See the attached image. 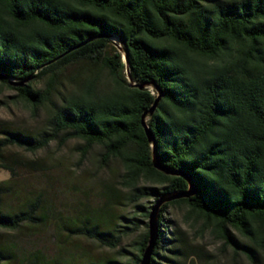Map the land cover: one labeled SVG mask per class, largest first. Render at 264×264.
Wrapping results in <instances>:
<instances>
[{
    "label": "trees",
    "instance_id": "1",
    "mask_svg": "<svg viewBox=\"0 0 264 264\" xmlns=\"http://www.w3.org/2000/svg\"><path fill=\"white\" fill-rule=\"evenodd\" d=\"M73 66L84 69H71L79 74L62 91L59 80ZM0 84L33 108L52 106L48 128L36 135L0 124V168L9 172L0 180V229L44 217L19 179L20 169L43 165L11 147L35 153L51 140L77 138L83 155L98 145L104 162L121 161L136 202L189 188L182 175L154 167V149L165 167L191 177L193 194L160 206L150 264H161L159 251L171 241L164 214L176 204L257 264L264 253V0H0ZM152 205L136 211L146 218ZM95 218L80 232L116 246L119 236ZM142 222L137 253L125 263L69 264H139L149 239ZM6 252L0 247V264Z\"/></svg>",
    "mask_w": 264,
    "mask_h": 264
},
{
    "label": "rangeland",
    "instance_id": "2",
    "mask_svg": "<svg viewBox=\"0 0 264 264\" xmlns=\"http://www.w3.org/2000/svg\"><path fill=\"white\" fill-rule=\"evenodd\" d=\"M66 69L58 83L62 91L71 89L79 74L71 69L84 68ZM14 96L13 89L0 84V124L34 135L48 128L50 104L33 108ZM82 145L81 139L57 138L35 153L16 146L9 150L43 165L38 170L20 169L19 179L24 191L40 199L44 217L17 230L0 229V247L8 254L4 264H69L108 259L125 263L137 253L136 243L145 230L142 220L148 222V217L136 211V204L150 206L154 199H131L123 181L121 161L114 158L104 162L98 145L83 155ZM8 177V170L0 168V180ZM97 216L101 228L106 221L113 234L119 236L116 246L80 232L83 225L91 226ZM164 216L171 241L159 251L156 260L161 264H253L245 253H235L232 246L216 238L211 228L204 226V219L190 214L185 204L169 206ZM135 223L141 226L136 227ZM233 235L241 239L237 232ZM257 255V264H264V253Z\"/></svg>",
    "mask_w": 264,
    "mask_h": 264
},
{
    "label": "water",
    "instance_id": "3",
    "mask_svg": "<svg viewBox=\"0 0 264 264\" xmlns=\"http://www.w3.org/2000/svg\"><path fill=\"white\" fill-rule=\"evenodd\" d=\"M113 41H115V40L113 39ZM123 60L127 63L126 55H124ZM128 78H130L129 75H128ZM159 97H160V93L156 97L152 107L148 110V113L151 114L154 111V109L156 108L157 101H158ZM146 114H147V111H145L142 114V125L144 127V130H145V133H146L148 140L153 141V145H154V136L152 134L151 129L146 124V120H145ZM152 163H153L154 167H156L157 169L162 170L166 173L182 175L187 180V182L189 184V188L185 191L166 192L163 195H161L151 206L149 216H148V232H149L148 244L142 253L139 264H150L151 256L153 254V250L155 247V242H156V238H157V234H158L157 223H158V214H159L160 206L166 201H170L172 199H176V198H179L182 196H189V195L193 194V192L195 190L191 177L184 172L171 170V169H168L167 167H165L160 162V160L156 154L155 149L153 150V154H152Z\"/></svg>",
    "mask_w": 264,
    "mask_h": 264
}]
</instances>
